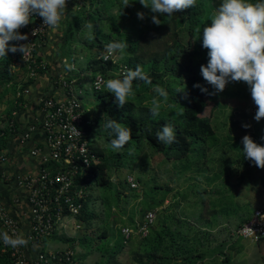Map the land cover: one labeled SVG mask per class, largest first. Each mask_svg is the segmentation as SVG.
Returning <instances> with one entry per match:
<instances>
[{
    "label": "trees",
    "instance_id": "obj_1",
    "mask_svg": "<svg viewBox=\"0 0 264 264\" xmlns=\"http://www.w3.org/2000/svg\"><path fill=\"white\" fill-rule=\"evenodd\" d=\"M128 2L130 5L124 8L122 0H83V5H79L77 10L68 14L65 20L66 28L63 33L64 44L61 54L68 61V65L71 64L70 62L79 60L77 56H74L76 52L74 48L76 50L87 49L88 54H86V60L81 67L83 73L93 72L96 73V77L102 75L107 80L115 78L110 74H123L126 70L135 69L137 65H141L151 79V84L139 79L134 80L135 95L130 97L122 108L118 106L115 97L103 88L102 91L96 92L100 104L96 108L86 109L83 128L87 131L88 137L92 141L91 146L98 154L100 161L91 168V174L94 177L90 179L88 189L87 184L83 185L80 180H76L75 184L76 189L86 186L87 197L77 217L81 228L84 226V229L92 228L95 220H101L92 205L93 197L88 193L89 189L93 187L108 188L112 184V167H116L117 172L122 170L124 166L123 149H126L128 145L132 144L134 149L142 147V140L145 138L157 152L162 153L167 161L172 162L189 160V155L194 151L197 142L202 143L209 150L221 148L226 143L218 138L212 125V112H209L208 109L209 102L216 99L219 93H216L215 89L207 84L200 72L201 65L206 66L208 62V50L202 46V30L204 26H210V16L217 9L221 0H196L194 7L176 12L170 17L167 14L152 13L150 8H145L140 4V0H128ZM147 2L150 3V0ZM138 12L144 14L143 20L138 18ZM154 15L161 21L159 25L152 22L151 18ZM86 33H90L92 37H87L82 44L77 43L76 38L79 35L84 37ZM120 41L128 43L125 51L120 53L121 61L119 59L117 61L103 59L106 45L109 42ZM9 46L11 45L9 44ZM39 51L40 49L37 61L40 64L42 59L39 56ZM12 54L9 51L6 57L0 58V89H3L4 92H8L9 90L6 88L16 80L12 70L14 64ZM17 58L21 61L22 54L18 52ZM21 65L27 69L23 62ZM43 71L45 70L39 68L37 72ZM30 82L31 80L24 86ZM196 84L207 88V93H202L199 88L194 87ZM156 86H160L168 92V100L164 102L160 98L162 101L160 113L158 116H153L150 108L151 100L158 98L154 91ZM180 101H182L183 121L176 117L175 107L172 113L167 116L162 115L166 105L174 106ZM19 102L20 100H15L13 104L10 103L12 106L5 111V118L2 117L1 121L14 122L12 113ZM109 118L116 119L132 129V140L112 157L113 164L109 159L113 151L105 149L112 137L109 136L107 130L103 132L102 123V120L106 122ZM165 124L172 125L175 130V142L171 144L162 143L156 138V133ZM3 133L4 130L0 129V144H2L0 146L5 144V140L2 138ZM261 144H264L262 138ZM243 159V167L253 164L244 156ZM199 160L196 159V161ZM204 164L205 162L201 164L202 166H197V172L207 171ZM184 167L185 169L191 168L186 165ZM216 179H219V175L209 180ZM244 180L243 178L242 181ZM262 183L264 185V180ZM239 184L242 185L240 182ZM155 186L160 187L161 185L156 184ZM167 187L170 190V187ZM102 202L103 206L108 204L110 209L109 201L102 200ZM148 212L149 209L142 212V221ZM109 214L111 215V213ZM248 220L243 221L240 227ZM184 223L187 228L181 229L174 228L160 220L158 228H151L149 235L140 238L137 243L138 250L133 256L134 264H234L235 255L240 254L243 250L241 243L243 239L239 238L232 241L226 249H222L223 245L216 248L207 247L199 235L200 232L186 224L185 221ZM130 224L134 229L137 227V224L134 225L131 222ZM107 228L110 229L109 226H105L101 234L98 235V240L102 242L95 246L96 250L103 254V257H107L105 263L102 264L111 263L127 247L122 230L119 232L118 243L111 246L113 239H110V231ZM51 238L71 242L72 249H75L78 243L84 245L90 243L87 237L76 240L64 235L59 238L58 232L48 239ZM133 239L128 242V245L133 242ZM263 242L264 239H261L257 244ZM216 254L217 256H215ZM209 256L212 258L208 259ZM0 264H11L10 254L2 251L1 241ZM60 264H77V262L74 256L71 262Z\"/></svg>",
    "mask_w": 264,
    "mask_h": 264
},
{
    "label": "rangeland",
    "instance_id": "obj_2",
    "mask_svg": "<svg viewBox=\"0 0 264 264\" xmlns=\"http://www.w3.org/2000/svg\"><path fill=\"white\" fill-rule=\"evenodd\" d=\"M87 37L92 36L90 33H86L84 37L79 35L76 41L82 44ZM60 41L64 43L63 39ZM74 49V56L79 60L70 62V65L77 70L83 66L88 50ZM118 59H122L120 53L115 55V60ZM74 68L72 67L73 70ZM84 74L83 89L86 88V91L81 97L82 104L85 109L96 108L100 99L98 93L91 88L96 73L86 71ZM168 106L166 105L163 116L172 113L175 107L176 117L184 120L182 101ZM208 109L212 112V125L218 138L220 141H226L223 147L209 150L197 142L189 160L169 162L145 138L142 140V147L134 149L132 144L128 145L123 149L122 170L117 172L116 167H112V184L108 188L93 187L91 191L92 205L101 220H95L90 229H84V226L75 229L71 236L69 233H61L76 240L87 237L90 243H78L75 249H72L71 242L47 240L45 250L55 247L53 250L58 251L69 247L75 252L77 264L105 263L107 257H103L95 248L102 242L98 240V235L105 226H109L110 229H107L110 231V239H113L111 246L115 245L119 241L120 230L131 227L130 222L134 225L140 223L145 209L157 214L152 228H158L160 220L174 228H187L185 221L200 232L199 235L207 247L216 248L223 245L222 249H226L236 240L235 235L241 223L250 219L255 210L264 206V169L254 164L243 167V145L242 140L240 141L245 135H250L256 143L261 144V138L264 137V121L257 122L251 115V93L243 82L229 83L216 99L209 102ZM1 112L0 106V118ZM245 124L250 127H243ZM104 130L103 126V132ZM105 149L113 151L109 157L113 164L112 157L117 151L112 150L108 144ZM203 162L207 171L197 172V166H202ZM184 165L191 168L185 169ZM216 175H219V179L209 180ZM130 178L138 182L137 188L131 187ZM156 184L161 186L156 187ZM102 200L109 201L111 210L108 204L103 206ZM139 241L140 237L135 235L133 242L127 244L109 264H134L133 256L138 250ZM241 243L243 250L235 255L234 264H264V242L258 245L243 239ZM211 258L209 256L208 259Z\"/></svg>",
    "mask_w": 264,
    "mask_h": 264
},
{
    "label": "clouds",
    "instance_id": "obj_3",
    "mask_svg": "<svg viewBox=\"0 0 264 264\" xmlns=\"http://www.w3.org/2000/svg\"><path fill=\"white\" fill-rule=\"evenodd\" d=\"M68 0H0V58L7 56L8 52L21 53L24 57L31 43L28 36L22 35L20 29L31 23L32 17L39 16L47 28L58 30L61 21L66 17ZM123 7L130 4L122 0ZM145 8H150L152 13L167 14L169 17L194 7L196 0H140ZM76 7L73 8L74 11ZM139 19H144V14L138 12ZM152 22L159 25L161 21L157 16H152ZM91 26V25H89ZM36 31L33 32V35ZM202 46L207 49L208 62L201 65L200 72L207 84L211 85L216 93L223 92L229 83L243 82L251 93V100L257 111L254 119L259 122L264 119V0H221L219 6L210 16V26L202 30ZM10 42H17L9 46ZM127 41L109 42L103 59L117 52L123 53L127 48ZM73 66L68 65L71 70ZM115 78H109L104 83L119 107H123L130 97L135 95L134 80H142L151 84L150 77L144 72L141 65L135 69H128L123 74L115 73ZM202 93H207V88L200 84L194 85ZM154 91L158 98L151 100L150 112L158 116L162 101L168 100V92L156 86ZM105 130L112 138L108 146L115 151L122 150L132 140V129L116 119L102 120ZM248 128L250 125H243ZM158 141L166 144L175 142V130L172 125L165 124L156 133ZM264 139V137H262ZM243 156L250 160L256 167L264 169V146L256 143L250 135H245L241 141ZM260 218H264V215ZM245 231L253 232L247 225ZM0 240L4 245L12 248L26 247L30 237L26 238L23 232L10 235L7 231L0 232Z\"/></svg>",
    "mask_w": 264,
    "mask_h": 264
},
{
    "label": "built area",
    "instance_id": "obj_4",
    "mask_svg": "<svg viewBox=\"0 0 264 264\" xmlns=\"http://www.w3.org/2000/svg\"><path fill=\"white\" fill-rule=\"evenodd\" d=\"M79 5H83V0H79ZM53 29L43 25V20L39 16H33L31 23L20 29L22 35H27V41L19 43L28 44L29 50L23 57L22 62L26 65L27 71L31 78L38 75V69H47V64L37 61L38 50L42 47L44 39ZM35 34L33 35V32ZM17 42H10L12 46ZM18 53V52H17ZM17 53H13V72L21 65L17 58ZM107 55V53H105ZM115 54L109 59H115ZM108 59V60H109ZM57 83L66 92L65 99H56L45 97L42 100L44 118L41 122V129L45 133L46 147L48 154L42 157V167L35 175H26L18 180V184L27 190L28 202L30 207V228L25 234L26 238L30 237L29 243L39 244L52 237L56 232L69 233L71 229H80L81 224L77 219L83 202L87 194L85 187L93 179L91 168L100 161L98 154L91 146V139L87 131L83 128L84 108L81 97L84 95L83 81L81 79H70L66 75H60L56 79ZM106 79L98 75L91 88L93 91H102ZM257 108L251 100V115L254 117ZM264 120V119H261ZM29 134L24 135L23 139L27 140ZM33 156L41 154V149H33ZM3 159V157H1ZM76 180L80 183L87 184L80 189L75 188ZM4 182L0 178V183ZM129 183L132 188L138 187V182L130 178ZM93 188L89 189L91 194ZM16 202L18 200L16 199ZM264 206L255 210L252 217L246 221L236 233V238L249 240L252 243H258L264 239ZM157 219L155 211H149L144 220L132 227L122 228V234L125 243L138 235L145 238L149 235L150 229ZM248 226L253 232L245 231ZM7 231L10 235L22 232V225L19 219L11 216L6 206L0 201V232ZM2 243V251L9 253L11 264H60L71 262L75 252L66 247L54 251H40L34 258L29 257L25 252V247L12 248Z\"/></svg>",
    "mask_w": 264,
    "mask_h": 264
},
{
    "label": "crops",
    "instance_id": "obj_5",
    "mask_svg": "<svg viewBox=\"0 0 264 264\" xmlns=\"http://www.w3.org/2000/svg\"><path fill=\"white\" fill-rule=\"evenodd\" d=\"M77 3L79 0H68L66 14L77 10L76 8L72 11ZM65 28L66 21L62 20L60 28L50 31L40 48L39 56L42 62L47 64L45 71L31 78L27 69L20 65L14 72L16 80L6 88L9 91L4 92L3 89H0L1 118L4 117L5 111L12 106L11 102L13 104L15 100H20L12 113L14 122L1 121L0 118V129L4 130L2 138L5 140V144L0 146V178L4 180L0 183V201L6 206L12 217L19 219L24 234L30 228V207L27 190L18 184V180L26 175L37 174L43 165L42 157L48 154L45 133L40 126L44 118L42 100L45 97L66 98L65 90L59 86L56 80L60 75L64 74L70 79H81V81L85 79V74L81 69L75 70L74 66V70L68 69L67 60L61 54L64 43L60 40L63 39ZM29 80H31L30 84L24 86ZM26 134H29V138L24 140L23 137ZM33 149H41V154L33 156L31 154ZM73 231V229L69 231L70 236ZM58 235H60L59 238L63 236L61 233ZM47 240H54V238L45 239L39 244L28 243L25 247L26 254L34 258L40 251H46L44 247ZM59 241L62 240L59 239Z\"/></svg>",
    "mask_w": 264,
    "mask_h": 264
}]
</instances>
